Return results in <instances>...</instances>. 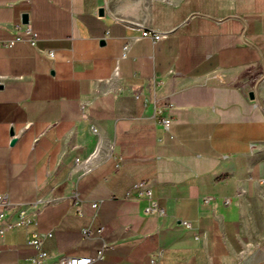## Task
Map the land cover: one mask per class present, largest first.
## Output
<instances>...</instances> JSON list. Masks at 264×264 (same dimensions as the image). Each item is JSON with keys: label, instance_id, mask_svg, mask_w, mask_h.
<instances>
[{"label": "crops", "instance_id": "0c3cea01", "mask_svg": "<svg viewBox=\"0 0 264 264\" xmlns=\"http://www.w3.org/2000/svg\"><path fill=\"white\" fill-rule=\"evenodd\" d=\"M21 20L37 40L6 45ZM143 29L168 35L122 56ZM0 82V193L46 202L0 235V264H32L34 229L45 264L102 240L91 264H264V0H0ZM146 190L162 213L142 214Z\"/></svg>", "mask_w": 264, "mask_h": 264}, {"label": "built area", "instance_id": "2783aa9c", "mask_svg": "<svg viewBox=\"0 0 264 264\" xmlns=\"http://www.w3.org/2000/svg\"><path fill=\"white\" fill-rule=\"evenodd\" d=\"M20 30L26 32L29 36L27 37L21 36L19 34ZM12 33H13L12 37L5 41V44L8 46L12 45L15 41H28L34 44L35 41L37 40V36L31 30L28 21L25 22L21 20L18 23H15L13 25ZM167 35L168 32L165 31H158L156 29H150V30L143 29L141 30V33L139 35L128 37L124 41L122 46V50H123L122 56H126L129 45L132 42L139 40L140 38L146 37L155 42L159 39L166 37ZM42 52L46 53L50 58L53 57L52 50L50 51L43 50ZM210 78L217 79L219 82H224L225 80L224 74L221 71L212 74ZM160 82L161 81H157V83ZM145 102L148 103L147 98H145ZM255 105L259 106V103L256 102ZM81 106L83 107V105ZM171 106H172L171 104H168L166 106L163 105L156 106L155 110L151 114L153 118L159 119V123L161 127L166 131L169 130V126L172 122V117L169 114L166 116H162L161 113L163 110L167 108H171ZM92 130L96 131L94 127L92 128ZM170 136L174 138L172 134H170ZM93 155H94L93 153H89L84 158H80V157L75 158L74 160L75 165L82 164V168L80 169L81 173H86L92 169L93 165L91 163V159ZM119 166H120V159H118L116 163V167L119 168ZM138 185L139 184H135L133 187H136ZM144 194L149 199V202L142 208V214L154 215V214L162 213L163 209L158 206L155 198L151 196V191L146 190ZM71 199L73 200V203L75 205V210L80 211L82 200L81 198H79L75 188L71 192ZM224 201L228 203L229 199L225 197ZM45 204L46 202L40 199H36L33 201H26V202H13L9 200L7 192L0 193V235H3L6 231L14 227L37 225V214L41 211V209ZM99 204L100 201H90V206L94 210L98 208ZM179 222H182L185 226L190 228V225L187 220H180ZM102 230L103 227H100L99 231ZM83 233L85 235H88L89 228H84ZM48 235L49 233H41L34 229L31 231L30 236L27 238L26 243L34 248V253L30 257V262L32 264H45L46 259L49 257L48 252L43 248V241ZM111 247H112L111 243L102 240L101 246L96 251V254L94 256H74V255H67L61 253L58 255L57 262L58 264H91L92 262L101 259L103 257L105 250ZM161 257H162V252L159 250L157 251L154 257L149 259V264H158Z\"/></svg>", "mask_w": 264, "mask_h": 264}, {"label": "rangeland", "instance_id": "374dc122", "mask_svg": "<svg viewBox=\"0 0 264 264\" xmlns=\"http://www.w3.org/2000/svg\"><path fill=\"white\" fill-rule=\"evenodd\" d=\"M257 155L261 158L264 169V143L257 148ZM262 228L264 229V208H263V218H262Z\"/></svg>", "mask_w": 264, "mask_h": 264}, {"label": "water", "instance_id": "95a60500", "mask_svg": "<svg viewBox=\"0 0 264 264\" xmlns=\"http://www.w3.org/2000/svg\"><path fill=\"white\" fill-rule=\"evenodd\" d=\"M98 11H99V13L101 14V13L103 12V8H100ZM248 96H249L250 99H253V100H257V101H259V98H258V95H257V91H256V87H254L253 90L249 91ZM259 102H260V101H259ZM261 104H262V103H261ZM10 134H13V131H12V130L10 131ZM13 140H14V139H12V141H13Z\"/></svg>", "mask_w": 264, "mask_h": 264}]
</instances>
